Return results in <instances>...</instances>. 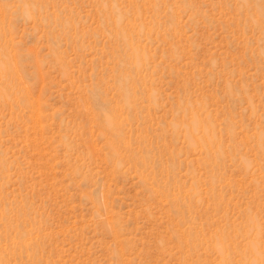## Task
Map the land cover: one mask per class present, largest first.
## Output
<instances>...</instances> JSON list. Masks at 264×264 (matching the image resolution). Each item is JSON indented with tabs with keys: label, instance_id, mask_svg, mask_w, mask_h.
Segmentation results:
<instances>
[{
	"label": "rangeland",
	"instance_id": "1",
	"mask_svg": "<svg viewBox=\"0 0 264 264\" xmlns=\"http://www.w3.org/2000/svg\"><path fill=\"white\" fill-rule=\"evenodd\" d=\"M0 264H264V0H0Z\"/></svg>",
	"mask_w": 264,
	"mask_h": 264
}]
</instances>
